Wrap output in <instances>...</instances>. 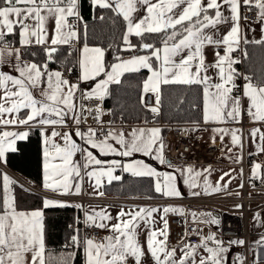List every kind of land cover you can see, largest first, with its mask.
<instances>
[{
	"label": "snow or ice",
	"instance_id": "1",
	"mask_svg": "<svg viewBox=\"0 0 264 264\" xmlns=\"http://www.w3.org/2000/svg\"><path fill=\"white\" fill-rule=\"evenodd\" d=\"M90 3L93 8H109L123 17L126 23L122 37L125 51L137 47L130 42V37L135 36L141 39L139 47L150 50L149 54L132 55L129 59L117 56V62L109 65L105 60L104 48L89 47L85 43L75 62L79 67V76L73 83L65 76V71L70 73L72 68H65V71L50 70L49 62L54 60L61 46L74 47L73 41L79 39L77 21L82 19L79 0H0V65L10 63L13 71L18 73L15 75L0 70V125L35 124L40 127L44 145L43 187L46 190L73 194L71 189L74 187L75 194H80L81 184H73V179L82 181L87 177L90 181L94 180L95 194L103 196L100 190L103 179L107 178L108 183L120 180V176L114 175V171L120 168L133 176L154 178V190L163 197H180L177 175L173 172H159L143 160L105 161L90 150L98 151L101 156L114 154L132 157L133 153H143L161 164L167 163L173 167L163 155L165 144L159 127L134 128L127 134L113 129L104 132L102 128L97 130L91 126L85 131L80 127L84 113H95L97 123L102 124L99 102L108 95L109 85L119 84L125 73L146 69L149 76L143 82V90L155 96L156 105L150 107L153 114L160 111L162 85H200L203 86L205 123L238 121L243 112V100L247 98L249 118L264 124V83H253L251 77L244 76L242 95H235L238 90L236 80L242 73L234 67L239 60L232 55L241 43V6H247L249 10L257 9V18L264 23V0H90ZM141 6L145 11L143 16L138 15ZM224 9L230 15L226 16ZM50 21H54L51 32ZM228 22L231 23L230 30L217 36L213 30ZM150 34L163 35L162 47L143 42ZM10 36L13 37L12 41L8 39ZM17 36L20 47L15 46ZM244 42L247 43L246 40ZM254 43L264 44V37ZM33 44L42 47L46 57L43 64L23 59L22 48ZM209 46L217 49L212 63L207 62L205 55V49ZM221 48L223 54L219 51ZM7 58H14L15 62ZM210 69L216 70L215 81L208 74ZM81 81H94L95 86L90 91H82ZM92 100L98 102L96 107L86 108L83 101ZM141 102L144 103L143 97ZM22 112L25 113L23 118ZM69 119L75 125V136L82 143H77L71 130L57 131L58 127L70 128ZM213 131L220 134L221 141L225 135L230 134L234 146L242 143L237 129L216 128ZM251 134H259L264 141V133L260 129H251ZM28 135L27 131L0 132V163L6 162V153L16 151V141L25 140ZM259 150L264 152V147ZM77 153L83 163L74 159ZM260 168L259 164L253 165V176L258 174ZM210 171V166L201 171L191 166L175 169L176 173L183 176L184 184L189 189L199 188L201 179L205 194L209 190L219 192L226 189L228 184L221 181L230 173H223L213 186L205 175ZM0 178L3 182V198L0 201V264H48L52 257L49 254L46 258L45 255L48 250L43 211L18 210L11 188L17 182L6 173H0ZM261 179L264 180V177ZM190 194L198 196L201 193L191 191ZM43 205L45 208L67 206L64 202L47 197ZM74 206L82 208L79 204ZM157 214L163 225L161 228L155 227ZM168 214L184 217L191 215L193 222L219 224V220L211 213H201L207 219L198 220L197 213H189L180 206L166 205L162 210L158 207H134L129 211L121 208L115 218L106 209H84L83 223L86 226L107 228L110 234L101 241L89 237L81 240L77 229L71 242L76 247L83 245L85 264H129L130 260L134 264H147L149 255L152 264H227L229 246L245 244L241 239L229 241V246H225L222 240L216 239L215 233L203 235L196 229L191 232L186 229L181 240L191 235H199L200 240L197 244L190 241L184 243L177 258L176 246H170L168 242ZM260 215L257 213L255 219H260ZM114 219L115 222H112ZM141 228L147 229L146 248L138 239ZM255 243L264 246V235ZM201 248L206 255L200 254ZM75 255V252L62 254L60 264H70ZM235 261L244 264V258L239 254Z\"/></svg>",
	"mask_w": 264,
	"mask_h": 264
},
{
	"label": "trees",
	"instance_id": "2",
	"mask_svg": "<svg viewBox=\"0 0 264 264\" xmlns=\"http://www.w3.org/2000/svg\"><path fill=\"white\" fill-rule=\"evenodd\" d=\"M79 12L82 19L78 22V45H88L104 48L105 60L110 65L116 61V57L130 53L149 54L150 50L139 47L141 39L130 37V42L137 45L136 48L125 51L123 32L126 30V23L122 16L109 8L99 6L93 8L90 0H79ZM103 17V19H101ZM162 34L147 35L143 42L161 46ZM9 41L13 37H8ZM18 43V36L15 38ZM79 47V46H78ZM78 47L69 48L68 45L61 46L60 51L55 55L51 66L64 61L66 66H76L78 60ZM246 53V55H245ZM35 54V55H34ZM242 71L244 76L252 78L254 83H264V44H256L253 41L242 44ZM24 56L38 64H43L46 57L41 46L32 49H24ZM67 58V59H66ZM238 65L236 64V67ZM146 69L139 72L125 73L119 84L112 83L108 88V95L103 100L104 108L110 112L112 121L118 124H160L161 134L168 129V124L192 125L202 119V86L200 85H162L161 102L159 113L153 115L150 107L142 102V83L147 75ZM28 137L19 140L16 144V151L6 153V166L15 174L31 184L40 188L42 185V167L40 154V129L29 128ZM0 173L1 170H0ZM121 179L105 183L102 191L110 196H146L157 197L151 177H137L119 171ZM12 194L15 197L17 209L39 208L44 214L46 258L51 255L52 259L48 264H60L62 254L75 252L70 264H84L80 247L72 245L71 237L82 234L83 209L77 208L76 202H67V206H51L45 208L43 197L37 192H30L19 184L11 186ZM37 193V194H36ZM3 198V182L0 178V201ZM79 221V222H78ZM255 241L248 239V247L255 246ZM79 253L81 255H79Z\"/></svg>",
	"mask_w": 264,
	"mask_h": 264
},
{
	"label": "crops",
	"instance_id": "3",
	"mask_svg": "<svg viewBox=\"0 0 264 264\" xmlns=\"http://www.w3.org/2000/svg\"><path fill=\"white\" fill-rule=\"evenodd\" d=\"M244 7H247V6L242 5L241 9H240V12H241V20H240L241 43H240L239 47L237 48V50L240 47L242 48V44L245 43L244 42L245 40L247 42H249V41L254 42V41L260 40L262 37H264V32H262V28H264V23H261L260 21L255 22V23L247 21L242 16V9ZM223 11H224L226 16L230 15V13L227 9H224ZM144 14H145V11H144L143 7L141 6L138 15L143 16ZM53 27H54V21H50L49 22V31L50 32H51ZM230 27H231V23L228 22V23H224V24L219 25L218 28L213 30V31L215 32V34L217 36H222V35L226 34L227 31L230 30ZM15 46L20 47L19 43H17ZM36 46H38V45L33 44L31 46L22 48L23 49V59L25 61H32V60H30L24 56V49H28V48L32 49ZM83 46H84V44H81L78 47V59L80 56V50L83 48ZM89 47H98V46L89 45ZM158 47H162V45L158 46ZM124 48H126V45L124 46ZM215 51H217V49L214 46H209L205 49V55H206L208 63L214 62ZM219 51L221 52V54H223L222 48L219 49ZM236 51L232 54L233 57H234V54L236 53ZM132 55H147V54H145V53H130L127 55H123L121 58L129 59ZM7 59L11 60L12 63L15 62L14 58H7ZM116 62H117V60L114 61L113 63H116ZM234 67L236 68V65H234ZM49 68H50V70H57L55 66L49 65ZM0 70L9 72L11 74L18 75V73H15L13 71V68H12L10 63H5L3 65H0ZM215 71H216L215 69H210L209 73H208L210 76H213L214 81L216 79ZM78 76H79V67H78ZM148 76H149V72L147 73L145 79ZM72 82L75 83L76 81H72ZM44 86H46V85H42V87H44ZM94 86H95L94 81H81L80 82V88L82 91H90L91 88ZM0 92H2V90H0ZM242 92H243V90H242ZM242 92H237V93H235V95H242ZM142 93H143L142 94V97H143V95L145 93L143 90V83H142ZM154 100H155V96H154ZM77 103H79V94H78ZM155 103H156V101H155ZM247 105H248L247 98H244V100H243V112H242L241 118L238 121L229 120V121H226L224 123H217V122L205 123L203 120V86H202V107H201L202 119H201V121L196 122V123L191 125L192 128L195 129L192 131L200 143L213 142V138L215 137V142H219L221 145L223 159L225 161L229 162L228 165L216 166V165H206V164L176 163V162L172 161L171 159H169L166 156L165 152H163L165 159L168 162H170V164L173 166V167H169V165L167 163L161 164L158 160H156L150 156H145V155H143V153H133L132 157H120V156L114 155V154H110L107 156H101L98 151H96L94 149H90V150H92L94 152V154L97 155L98 158L105 160V161H111L113 159L121 160L122 162H129L131 160H143L145 163H148L152 167L156 168L157 171H159V172H173L175 175H177V187L181 192L180 197L193 196L190 194L191 191H200V193H201L200 195H210V194H215V193L218 194L222 191H233V193L237 194V193H239V190L242 188V187H240L241 184L243 186L244 185L250 186V185H255V184H261V182H262L261 177H264V171L262 170L261 162L248 163L247 161H245L247 156L250 155L251 153H261L262 156L264 157V152L259 150L261 147H264V141H262L260 139L259 134H257L256 136H253L251 134V129H253V128H258V129H260V131L262 133H264V124H262L261 122L253 121L249 118V116L247 114ZM24 115H25V113L22 112L21 118H23ZM69 124L71 125L70 128H59L58 127L57 131H70L71 130V132L73 134V138L77 141V143H82V141H80L79 137L75 136V125L71 124L70 119H69ZM142 127L143 128H152V127H159L160 128V124L151 123V122L150 123H143V124H115L111 129L116 130L117 132L123 131L125 134H127V133H130L134 128H142ZM29 128H39L40 129V127L38 125H35V124H33L31 126L0 125V132H2V131H17V132L27 131L28 132ZM216 128L237 129L238 130L237 135L241 136L242 143L240 145L234 146L231 142V135L230 134L225 135L223 141H221L220 134L213 131ZM86 130L87 129H85V131ZM161 136L163 138L162 134H161ZM17 141H19V140H17ZM17 141H16V144H17ZM112 143L115 144L114 141H112ZM117 147H118V145H117ZM229 148L232 149L231 152L228 151ZM43 149H44L43 137L41 136V131H40V154H41V167H42V185L40 188H38L36 190H39L41 192L44 191V192L52 193V194H54V193L60 194L58 192L46 190L43 187V163H44ZM237 158H239V159L237 160ZM74 159H76L80 163H83L79 153H77V155H76V157H74ZM254 164H259L261 166V168L258 169V174L256 176H253V174H252V168H253ZM189 166L193 167L194 169H196L198 171H201L205 168H209V166H210L211 171L209 173H206L205 175L207 176V179L210 182V184L213 186H215L216 182L218 180H220V177L223 175V173L229 172L230 175L228 177H225V179L223 181H221V183L228 184V187L226 189H221L219 192H211V190H209V193L205 194L203 191V187H204L203 186V180L201 179L199 181V184H200L199 188L189 189V187L184 184L183 176L180 173L175 172L176 168H185V167H189ZM119 171H122V169L117 168L114 171V175L120 176ZM125 173L131 174L129 172H125ZM76 182H79L81 184L80 194H75V188L73 187L71 189L73 194H66V195H70V196L71 195H73V196L84 195V196H87L86 197L87 199L83 204L78 203L79 205H82V209H83L82 219L83 220H84V209H95L97 211L100 209H106L107 212L113 218H115L117 216V214L119 213V211L121 210V208H123L125 211H129V210L133 209L134 207L137 209L139 207H158L162 210L163 206L169 205L167 203H156V204L138 203V204H135V203H129V202H124V201L120 200V199H125L128 197H137V196L116 197V196H110V195H105V194L103 196H99V195L95 194V190L93 188L94 180L90 181L87 177H85L82 181H79L78 178L73 179V184H75ZM107 182H108L107 178H104L103 179V185ZM152 182H153V187H154V178H152ZM100 190H102V189H100ZM42 197H43L42 198L43 201L46 197L49 199H54V198L50 197L49 195H45ZM142 197L155 198V199H168L169 198V197H163L160 194H158L157 197H146V196H142ZM172 198H178V197H172ZM54 200H57V199H54ZM236 205L237 204H234V206H236ZM171 206H180V207H183L185 209H191V204H190V206H188V205L184 206V204L171 205ZM194 206H204V205H194ZM208 207H212L215 210L217 209L218 211H216V213H214V214L216 216H218V214L220 212V209L218 207H213V206H208ZM249 207L251 210L249 211V213L247 215V230L250 233L251 240L257 241L262 235H264V205L249 204ZM37 209H39V208L35 207V208H28V209L25 208V209H18V210H20V211H32V210H37ZM39 210H41V209H39ZM191 211L193 212V210H191ZM255 212L261 214L260 219H255V217H256L255 216L252 219V221H250L249 220V214L255 213ZM190 218L192 219L191 216H190ZM156 220H157V223H156L155 227H158V228L163 227L162 223L160 222L159 214L156 215ZM112 222H115V219ZM199 229L201 230L203 235H206L204 228L199 227ZM102 230L104 231V236L102 238H100V239L96 238V237H89V238H94L97 241L103 240V238L105 236L110 234V230L107 228L102 229ZM219 234H220V232H219ZM222 237H224V236H222ZM146 238H147V229L141 228L138 239L140 240L141 244L145 248H146ZM234 238L241 240L239 237H234ZM235 245L237 246L236 247L237 250L232 251L228 255H226V261H230V264H238V262L235 261V257L239 254L244 258V264H246L245 263V256H244L245 246L239 245V244H235ZM255 246H253V247H255ZM182 247H183V245L176 246L177 258H179L180 249ZM251 248L252 247H249L250 253H251ZM83 250H84V248H83ZM199 252L202 255H206V253H204L202 248L199 250ZM29 259H30V257H29ZM83 259H84V264H85L84 254H83ZM198 259H199V256H197V260ZM129 264H134V261L130 260ZM147 264H152L150 255L147 257Z\"/></svg>",
	"mask_w": 264,
	"mask_h": 264
},
{
	"label": "built area",
	"instance_id": "4",
	"mask_svg": "<svg viewBox=\"0 0 264 264\" xmlns=\"http://www.w3.org/2000/svg\"><path fill=\"white\" fill-rule=\"evenodd\" d=\"M257 10L252 8L249 10L248 7H244L242 9V16L247 21L250 22H258L257 18ZM72 18H70L71 22ZM77 30H78V22H77ZM74 47L69 48H77L78 40L73 41ZM23 53V49H22ZM234 58L239 60L238 67L236 70L239 73H242L236 80L238 90L235 92H242L243 85L245 83L244 73L242 71V48L240 47L236 53L234 54ZM65 68H72V72H66ZM57 70L65 71V76L71 81H77L78 72L76 67L74 66H65L62 63H57ZM234 93V94H235ZM144 105L146 107L155 106L154 95L149 93H144L143 95ZM80 102V101H79ZM86 108H95L97 105V101H83ZM99 105L102 109V115L100 116L101 123H97L95 118V113L88 114L84 113V117L82 118L83 122L81 124V130L87 129L89 126L96 128L97 130L103 129L104 132H107L112 128V120L111 114L104 108L103 101L99 102ZM155 115V114H153ZM187 129V131H185ZM192 126L188 124H168V129L163 136L165 148L164 152L168 157H171L177 163L184 164H206V165H228L229 162L223 159L222 148L219 142H209V143H200L196 138L195 134L192 131ZM248 163L252 162H261L262 170L264 171V157L261 153H251L247 156L246 160ZM37 193H44V195H49L52 198H56L58 201L67 202H76L79 204H83L86 201V197L83 195L73 196L66 194H58V198L54 196V194H50L44 191L33 189ZM242 194L238 196V198L228 195H198V196H188V197H178V198H168V199H155V198H145L142 196L137 197H128L125 199H120L124 202L129 203H146V204H156V203H167L171 205L184 204L185 205H204V206H213L218 207L222 214L221 220V235L222 236H230V237H239L240 239L245 241V263L246 264H264V246H255L251 248V253L249 252L248 247V239L250 237V233L247 230V215L251 210L248 205V197L247 194H252L251 202L264 205V195H256L257 191H264V180H262L261 184L257 186L248 187L244 185L242 187ZM234 204L241 205V207L237 208ZM223 211V213H222ZM168 219L170 222L169 226V245L170 246H180L186 242H191L193 244L199 243L200 236L199 235H191L187 237L186 240H181V237H184L185 230L191 232L193 229L201 232L199 227L203 228V226H199V222H193L190 217L179 216L175 214H168ZM83 234L80 236V239L83 240L85 237H96L102 238V230L97 227H88L83 223V219H81ZM202 233V232H201ZM203 234V233H202ZM82 245V244H81ZM82 252V251H81ZM79 255H81L79 253ZM82 256V255H81ZM83 258V256H82Z\"/></svg>",
	"mask_w": 264,
	"mask_h": 264
},
{
	"label": "rangeland",
	"instance_id": "5",
	"mask_svg": "<svg viewBox=\"0 0 264 264\" xmlns=\"http://www.w3.org/2000/svg\"><path fill=\"white\" fill-rule=\"evenodd\" d=\"M66 66V65H65ZM68 67V66H67ZM74 67H76V66H74ZM56 69H57V66H56ZM76 70H77V72H78V69L76 68ZM111 120H112V118H111ZM112 124H113V126L115 125V124H118V123H114L113 121H112ZM243 124V123H242ZM112 126V127H113ZM167 131V130H166ZM166 133V132H165ZM165 133H164V135H165ZM164 141V140H163ZM167 156V155H166ZM169 159H171L172 161H174L171 157H168ZM175 162V161H174ZM177 163V162H176ZM0 170H1V172L2 173H6L10 178H12L14 181H16L17 182V184H19L21 187H23L24 189H26V190H28V191H30V192H35L33 189L35 188V189H38V188H36V187H33V186H31V184L30 183H28L27 181H25L24 179H22L20 176H18L17 174H15L13 171H11L7 166H6V164L5 163H0ZM258 184H255V185H250V187H253V186H257ZM249 187V186H248ZM242 189V188H241ZM239 190V194L241 193L242 194V190ZM37 194V193H36ZM50 194H52V193H50ZM221 194H223V195H230V196H233V197H236V198H238V195L237 194H235V193H233V191H222V192H220L218 195H221ZM256 195H264V191H257L256 193H255ZM38 195H41V196H45L44 195V193H38ZM215 195H217L216 193H215ZM54 196H56L57 198L59 197L58 196V194L57 193H54ZM84 196V195H83ZM85 197H87V196H85ZM247 197L249 198L248 199V205L249 204H256V203H253V202H251V200L253 199L252 198V194L251 193H248L247 194ZM54 199H56V198H54ZM91 199V198H90ZM61 202H63V201H61ZM188 206H190V205H188ZM241 206V205H240ZM185 209V208H184ZM187 212H189V213H191L192 211L191 210H193V212H195V213H197V216H198V219H207V217L206 216H201L200 214L201 213H211L213 216H215L218 220H219V224H204V223H200L199 224V226L201 225V226H203V228L205 229V233H206V235L207 234H209V233H215L216 234V239H218V240H222L223 242H224V244H225V246H229V241H232V240H238L237 238H233V237H230V236H225V237H222V235L221 234H219V232L221 233V231H220V227H221V220H222V214L219 212V214H218V216H216L214 213H216V211H218L217 209L215 210L214 208H212V207H208V206H194V205H191V209H185ZM222 213H223V211H222ZM256 214H257V212H255V213H250L249 214V220L250 221H252V219L256 216ZM191 215H188V217H190ZM84 221V220H83ZM101 229V228H100ZM102 230V229H101ZM249 232V231H248ZM82 234H83V231H82ZM81 234V235H82ZM80 235V236H81ZM79 236V237H80ZM104 236V231L102 230V237ZM237 246L235 245V244H232V245H230L229 246V252L226 254V255H228L230 252H232V251H235V250H237V248H236ZM80 250L82 251V256H83V254H84V250H83V245H81L80 246ZM227 264H230V261H227Z\"/></svg>",
	"mask_w": 264,
	"mask_h": 264
},
{
	"label": "bare ground",
	"instance_id": "6",
	"mask_svg": "<svg viewBox=\"0 0 264 264\" xmlns=\"http://www.w3.org/2000/svg\"><path fill=\"white\" fill-rule=\"evenodd\" d=\"M77 69H78V67H77Z\"/></svg>",
	"mask_w": 264,
	"mask_h": 264
},
{
	"label": "water",
	"instance_id": "7",
	"mask_svg": "<svg viewBox=\"0 0 264 264\" xmlns=\"http://www.w3.org/2000/svg\"><path fill=\"white\" fill-rule=\"evenodd\" d=\"M168 157V156H167Z\"/></svg>",
	"mask_w": 264,
	"mask_h": 264
}]
</instances>
